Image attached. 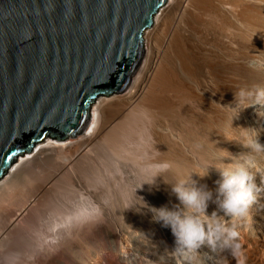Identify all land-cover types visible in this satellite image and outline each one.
<instances>
[{
	"label": "bare ground",
	"instance_id": "1",
	"mask_svg": "<svg viewBox=\"0 0 264 264\" xmlns=\"http://www.w3.org/2000/svg\"><path fill=\"white\" fill-rule=\"evenodd\" d=\"M143 44L144 56L120 106L113 108L107 98L106 107L102 97L96 100L80 133L84 139L80 152L69 156L59 152L58 177L54 172L29 196L22 193L24 188L21 195L16 189L26 186L22 181L31 170L20 165L43 148L70 143L47 138L20 156L0 180L1 211L2 206L15 207L9 216L0 214V264L12 254L18 255L17 264H188L172 252L171 229L154 219L151 208H182L172 184L189 172L202 171L205 164H212L208 174L200 177L193 172L191 178L197 187L213 190L215 197L214 182L219 179L215 166L231 162L229 157L220 158L222 149L232 156L250 151L239 141L244 132L240 127L258 129L264 145V105L242 108L231 123L233 110L228 107L236 105L237 90L264 87V0H166L145 29ZM131 111L132 152L127 145L112 151L114 164L103 169L120 174L122 168L115 163L130 160L132 180L123 184L115 176L104 180L99 175L71 179L77 162L95 160L90 150L100 144L96 138H105ZM257 159L261 172L253 170L254 182L261 191L249 216L237 226L241 255L218 254L203 244L191 264H264V156ZM162 163L171 165L169 171L141 184ZM65 173L71 175L60 181ZM134 202L144 203L129 206ZM31 206L39 212L33 210L38 222L29 229L26 212ZM213 210L221 214L209 200L206 214Z\"/></svg>",
	"mask_w": 264,
	"mask_h": 264
},
{
	"label": "water",
	"instance_id": "2",
	"mask_svg": "<svg viewBox=\"0 0 264 264\" xmlns=\"http://www.w3.org/2000/svg\"><path fill=\"white\" fill-rule=\"evenodd\" d=\"M166 0H0V179L49 138L78 136L123 92Z\"/></svg>",
	"mask_w": 264,
	"mask_h": 264
},
{
	"label": "clouds",
	"instance_id": "3",
	"mask_svg": "<svg viewBox=\"0 0 264 264\" xmlns=\"http://www.w3.org/2000/svg\"><path fill=\"white\" fill-rule=\"evenodd\" d=\"M236 97L235 106L227 105L233 110L230 123L234 117L238 116L242 108L251 104L264 105V87L239 89ZM242 102H244L243 106L240 107ZM240 128L244 129V132L239 141L250 151L241 153L239 156H232L231 153L222 149L224 154L220 158L229 157L231 162H221L222 166L219 167L214 165L219 171V179L214 182L215 197H213V190L203 185L197 187L196 182L191 178L193 172L200 177L206 176L212 164H205L202 171L189 172L182 178H177L172 184V192L175 193L182 208L177 207L175 210L165 207L151 208L154 219L162 221L171 229L175 238V247L172 252L188 264H191L194 254H197L196 250L203 244L218 254L227 251L233 257L241 255L237 226L241 220L249 216L251 205L256 201L257 193L261 191L254 182V171L261 172L257 157L264 156V145L258 140V129ZM170 167L168 163L158 165L151 177L141 181V184L142 182L151 183L157 174L168 172ZM209 200L214 201L221 214H218L217 210L206 214ZM143 203L134 202L129 206L143 205ZM18 259V255L12 254L4 261V264H17Z\"/></svg>",
	"mask_w": 264,
	"mask_h": 264
},
{
	"label": "rangeland",
	"instance_id": "4",
	"mask_svg": "<svg viewBox=\"0 0 264 264\" xmlns=\"http://www.w3.org/2000/svg\"><path fill=\"white\" fill-rule=\"evenodd\" d=\"M136 73H137V71L133 74V76L134 75H136ZM133 76H132V78H133ZM132 80V79H131ZM130 85V84H129ZM129 85H128V87L123 91V92H121V93H118V94H113V95H110V96H102V98H103V101L102 102H104V100H105V104L103 103L102 105L104 106L105 105V107L108 105L107 103H108V101H107V99L109 100V103L111 104V106H113V108H116L117 106L119 107L120 105V102H121V99L124 97V95H125V93H126V91H127V89L129 88ZM115 95V96H114ZM111 97V98H110ZM105 98V99H104ZM107 98V99H106ZM111 100H113V101H111ZM101 102V103H102ZM116 102V103H115ZM118 102H119V104H118ZM96 103V102H95ZM94 103V104H95ZM93 104V105H94ZM117 104V105H116ZM101 104H99V106H100ZM116 105V106H115ZM92 108H93V106H92ZM100 108H102V106L100 107ZM132 111L130 112V114H129V117H126V119H127V121H126V119L125 120H123L122 121V124L120 123V124H118L117 126H116V128L114 129H111L112 131H109V133H107L106 135H105V138H104V136L102 137V136H100L99 138H96L97 139V141H100V144H99V142H96L95 144H94V146H92L93 148H91V150L90 151H93V152H95L94 154H95V160L93 161V162H84L85 164H83L82 162H77L76 163V165H75V169H77V170H73V174L74 173H78V175H74V176H71L70 178L72 179H76L78 176H79V178L80 179H83V181L84 180H86V179H88V178H94V177H96V176H101V177H103V178H105L104 180H108V178L109 179H111L112 177H114L115 176V179L116 180H118L119 179V181H120V179L121 180H123L122 181V183L123 184H126V183H128V182H126L125 183V181H127V179H128V181H131L132 179V162L130 161V160H120L119 162H116L115 164H117V165H119L121 168H122V171H121V173L119 174L118 172H115V175H114V173L112 172V171H107V170H104L103 168H105V167H107V166H112L114 163H112V162H114V157H113V155L111 154V152L113 151H116V150H118V149H120V147L122 146V147H126V145H127V149H128V151H130V152H132V146H133V144H132V139H133V132H132ZM131 120V121H130ZM128 122H130V123H128ZM128 123V124H127ZM123 124H124V126H123ZM125 128H126V130H125ZM114 130H115V132H114ZM109 134V135H108ZM121 135V136H120ZM102 137V138H101ZM260 137H259V135H258V139H259ZM130 140V141H129ZM65 141H70V143H68V144H66V145H64V146H55L54 148H52V149H50L49 147H46V148H43L40 152H39V154L38 155H35V157L34 158H32L31 160H30V162H27V163H23V165H25L26 167H24L23 165H20L21 167H23V168H25V169H29L28 168V166L30 167V173L29 172H27V174L28 175H26V177H25V181L23 180L22 182H26L27 184H26V186L25 187H23L24 185H25V183L24 184H22V187H19V188H16L18 191L17 192H19L20 193V195H21V188H24V192L22 191V193L23 194H25V195H31L32 193H34L35 192V189L38 187V186H40V184L42 185L44 182L46 183V181H48L52 176H51V174L53 175L54 174V172L57 174L56 175V177H58V175H60L58 172H62V171H59L60 170V168H61V165H60V163L62 164V158L60 157V155L62 154V155H65V156H69V154L71 155V154H73L74 152H80L79 151V149L81 150V148H82V145H83V142H84V139L81 137V134L80 135H78V136H76V137H74V138H69V139H66ZM64 141V142H65ZM102 141V142H101ZM128 141V142H127ZM98 143V144H97ZM120 143H122L121 145H119ZM129 145H128V144ZM59 147V148H58ZM105 147V148H104ZM114 149V150H113ZM51 150V151H50ZM97 150V151H96ZM50 151V152H49ZM56 152V153H55ZM61 154H60V153ZM72 152V153H71ZM96 152H97V154H96ZM57 154V155H56ZM60 154V155H59ZM26 154H24L23 156H25ZM97 155H99L98 157H97ZM20 157V156H19ZM18 157V158H19ZM59 158V159H58ZM61 158V159H60ZM100 158V159H99ZM58 159V160H57ZM18 160V159H17ZM96 160H98V161H96ZM16 163V162H15ZM110 163V164H109ZM90 164V165H89ZM107 164V166H105ZM59 166H60V168H59ZM77 166V167H76ZM20 167V168H21ZM31 167H33V168H31ZM57 167H58V169L59 170H57ZM90 167V168H89ZM97 167V168H96ZM110 168V167H109ZM99 169V170H98ZM56 170H57V172H56ZM83 170V171H82ZM85 170V171H84ZM102 170V171H101ZM106 171V173H104V171ZM76 171V172H75ZM79 171V172H78ZM95 171V172H94ZM98 171H100V172H98ZM81 172V173H80ZM109 172V173H108ZM87 173V174H86ZM94 173V174H93ZM113 173V174H112ZM90 174V175H89ZM92 174V175H91ZM106 174V175H105ZM110 174H112V175H110ZM116 174H118V175H116ZM35 175V176H34ZM39 175V176H38ZM68 175H71V173H65L64 174V176H62V178L63 179H61L60 178V181L62 180H68V178H69V176ZM95 175V176H94ZM104 175V176H103ZM119 175H120V177H119ZM129 175V176H128ZM28 176V177H27ZM76 176V177H75ZM85 176V177H84ZM110 176H112V177H110ZM5 177V176H4ZM3 177V178H4ZM31 177V178H30ZM38 177V178H37ZM75 177V178H74ZM108 177V178H107ZM78 178V179H79ZM85 178V179H84ZM124 178V179H123ZM39 179V180H38ZM78 179H76V180H78ZM1 180V179H0ZM73 180V181H74ZM72 181V180H71ZM80 181H82V180H80ZM36 182V183H35ZM29 183V184H28ZM123 187H125L124 185H122ZM32 188H34V189H32ZM27 189V190H26ZM31 190V191H30ZM16 192V195L18 194ZM24 195V196H25ZM28 195V196H29ZM48 195V196H47ZM49 195H50V192H47V193H45V196H47V197H49ZM47 197H44L43 199H46ZM46 201H47V199H46ZM5 206V205H4ZM13 206H15V205H13ZM7 207H9V206H7ZM12 206H10V208H6V206H5V208L2 206V211H1V209H0V214H1V217H5V215L6 216H9L11 213H12V210H13V208H15V207H12ZM32 207V209L30 208L29 210H32V212L31 211H27L26 212V214L29 216H31V215H33L31 218H33L34 217V219L36 218V216L38 217V215H36V216H34V214H32L33 212H35V211H33L34 209L36 210V213L37 212H39V209L37 208V207H35V208H33V206H31ZM3 208H4V210H3ZM2 212V213H1ZM11 212V213H10ZM7 214H9V215H7ZM38 214V213H37ZM26 215V217L29 219L30 218V216L28 217ZM27 219V226H29L28 228L30 229V227H32L33 228V226H35V223L36 222H38V218H36L35 220L34 219H29L28 220ZM37 224V223H36Z\"/></svg>",
	"mask_w": 264,
	"mask_h": 264
}]
</instances>
